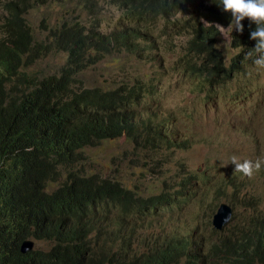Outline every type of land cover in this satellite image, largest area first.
<instances>
[{"label":"trees","instance_id":"obj_1","mask_svg":"<svg viewBox=\"0 0 264 264\" xmlns=\"http://www.w3.org/2000/svg\"><path fill=\"white\" fill-rule=\"evenodd\" d=\"M186 1L0 0V264H264V163L249 178L235 171L234 164L224 162L216 148H209L210 139L207 143L203 136H193L202 145L203 169L174 182L173 185L179 184L174 192H171L172 184L165 183L161 193L146 192L145 196H140L135 192L140 186L138 181L122 187L119 182L99 175L93 176L82 190L70 188L66 180L72 173L70 170L81 162V154L75 152L56 159L54 151L45 145L55 136L44 131V121L77 118V124L61 135L63 148L77 143L82 147L90 134L105 133L108 138H116L123 130L130 131V119L136 117L126 111V105L142 93L153 91L152 84L138 83L130 89L123 85L104 93L82 89V95L93 101L97 110L94 113L78 110L76 102L54 107L60 96L55 84L44 92H36L53 81L68 82L70 71L91 67L113 52L141 53L156 49L152 31L162 24L179 33L178 22L189 13ZM70 2H74L73 9ZM53 5L60 7L57 17L48 14L39 22L44 34L41 42L49 38L53 42L41 50L46 54H65L59 72H65L66 77L52 80L53 77L46 76L38 82L39 86H33L38 83L27 72L31 60L27 55L33 53L28 16ZM206 7L208 10L202 15L209 21L216 19V8L223 11L221 0H213ZM104 23L112 27L106 28ZM242 24L243 33L250 37L256 25L248 18ZM193 32L197 35L188 41V54L199 56L206 51L208 59L202 68H192L191 72L210 75L217 61L209 40L212 33L207 30L200 35L202 29ZM177 39L182 42V38ZM16 70L22 71L20 80L11 82L2 74ZM256 95L259 98L264 92ZM263 109L264 106L257 103L253 119L237 118L229 131L223 128V139L231 138L238 145L245 130ZM249 120L251 123L247 124ZM37 145L47 154L27 150ZM239 146L249 152L240 150L243 154L237 157L249 154L254 157L253 162L264 161L261 151L250 152V147ZM17 149L19 153L12 159ZM210 160H214L217 168L206 167ZM166 164L167 161L162 160L143 162L141 175L144 171L154 175L171 174ZM232 172L242 175L233 174L226 184L218 183ZM172 175L182 176L179 170ZM191 187L213 191L211 212L221 202L229 204L235 215L239 208L250 205L262 208L263 212L248 220L247 216H242L240 224L226 236L223 231L211 229L209 221L205 225L197 222L206 214L201 199L208 194H203L199 201H193L197 215L191 230L205 228L210 240H203L206 233L183 235L176 227L188 222V218L174 217L165 210L174 201V209H182L194 197ZM225 189H230L235 197L222 194ZM237 196L241 197L240 202ZM166 216L175 223L174 229L165 226L169 220ZM149 217L150 223L160 218V230L153 233V237L142 239L137 229L145 225ZM24 240H35V249L23 254L20 244ZM213 242V252L204 256L205 251L199 248L204 244L207 249ZM41 243L46 246L41 247Z\"/></svg>","mask_w":264,"mask_h":264},{"label":"clouds","instance_id":"obj_2","mask_svg":"<svg viewBox=\"0 0 264 264\" xmlns=\"http://www.w3.org/2000/svg\"><path fill=\"white\" fill-rule=\"evenodd\" d=\"M207 1V3H204L201 0L186 1L189 13L184 19L178 22L179 27H181L179 33H174L169 27H164L162 24L156 26L152 31L151 36V39L155 41L156 49L141 53H129L125 51L113 52L91 67L70 71L71 73L67 78L69 79L68 82L60 83L53 81L45 89L36 92H44L49 86L55 84L60 96L57 105L54 107L66 106L76 102L78 110L94 113L97 112L96 107L92 105L93 101H91V99L82 95V89L104 93L107 90L117 89L123 85L126 86V89H130L138 83L153 85V91L142 93L138 99H133L132 102L126 105V111H129L127 109L129 105L140 106L147 112V116L145 118H138L134 114L136 118L130 119V131L127 133L123 130L119 137L108 138L105 133H95L89 135L87 143L82 147H80V143H77L70 145L67 148H63L61 144V135L77 124V118L72 117L71 119H57L51 122H42L46 127L44 131L52 133L55 136L52 141L45 144L49 149L54 151V158L59 159L62 155L75 152L80 153L82 156L81 162L70 170L72 173L67 177L66 183L70 188L77 190L86 188L89 183H91L92 177L95 175L117 181L122 187H124L125 183L118 174L119 172L116 164L117 156L113 155L109 157L111 164L108 169L110 173L105 175L98 171L97 164L92 163L87 155L89 151L98 149L104 144H120V146L124 147L120 160L122 164H125L124 171L129 175L131 180L135 179L137 175L141 176V163L157 160L167 161V164H169V160H173L174 163L180 165L179 171L182 176H194L196 171L190 170L188 160L190 158H196L201 163L202 145L196 141L193 136L201 135L206 142L212 136L224 138V133L222 132L223 128L227 131L230 130V124L239 117L238 109L236 108L245 101H252H250L251 104L249 105L251 110H247L242 116L249 117L250 114H253L257 104L255 103V90L247 92L246 89H238L234 83V79L241 73V71L245 70L243 66H246V68L255 72L258 76L264 74V0H221L223 11L216 8L218 14L216 19L212 21H209L202 15V13L208 10L206 7L207 4H212L213 2V0ZM73 8L74 2H70V9ZM225 12H230L231 14L226 15ZM245 18H248L251 23L256 25L255 30L250 32V37L243 33L244 25L242 24V21ZM104 26L106 28L112 27V25L105 23ZM31 29L32 32L30 33L33 38L31 48L33 53L32 55H27V57H30L31 59L30 64L27 66V72L31 74V79L33 80L34 74L30 72V69L38 61L41 63L43 60L54 56H59L61 58L59 63L48 70L35 71L43 76L39 77L37 75L38 77L34 81L38 83L46 76L53 77L50 78L52 80L60 79L63 76L66 77L65 72H59V67L65 61V54L55 52L46 54L41 50V47L49 46L53 42V39L49 38L47 42H41V40L44 39V34L40 30L37 32L34 29L33 24H31ZM39 29H41V27H39ZM198 29H202V32L199 33L200 35L207 30H210L212 33L209 40L216 52L217 61L214 66L215 69L211 71L212 73L210 75H199L198 73L191 72L192 68H202L208 59V53L206 51L199 56L194 53L188 54L187 52L189 48L188 41L191 40L193 36L197 35L193 31ZM104 30L106 31L108 29ZM177 37L182 38V42L179 45L175 44ZM167 39L169 41L173 40L171 43L173 45L172 52L176 49L179 51L178 59H176L169 68H166L165 65L162 64L164 58L160 54L163 43ZM253 40L256 41V43ZM112 56L132 57L139 62L156 66V70L150 71L149 73L134 72L130 76L121 79H118L117 76H115L111 83H106L105 85H89L86 74ZM241 59L245 61L244 65H241ZM168 72H171L176 76H181L183 80V83L178 81L175 82L173 88L178 89L180 85L183 84L187 89V96L183 98L185 106L180 110L181 114L186 118L184 128L187 133L184 134H179L170 130L171 126L178 121L176 116L171 112L164 113L158 105L154 104L155 100L153 96L157 92L161 79L165 77ZM2 74L7 75L11 79V82H13L14 79H21L22 71L16 70L15 73L2 72ZM202 82H204L205 85H203ZM40 84L41 83H38L33 86H39ZM229 84L231 85L229 92L223 91V89L227 90ZM145 100H148L147 104L143 103ZM149 101H151V103ZM106 107L107 102L105 104V108ZM226 107L227 109L231 107L229 113L223 110ZM216 108L222 110L217 114L215 111ZM262 111H264V109ZM206 119H209L211 122L210 128L204 125ZM137 121H140V123ZM27 150L31 152L40 150L47 154V151L39 145L36 147L29 146ZM18 153L19 149L16 150L11 158L14 159ZM181 154L184 156H180L175 160L176 156ZM262 163H264V161L257 160L253 162L245 159L243 162H240L239 158L236 156L231 158V164L235 165V171L242 172L249 178H251L255 172L260 170ZM208 164H211L213 167L217 166V164L214 163V160H210ZM142 175L151 176L154 174L144 171ZM178 186L179 184H172L171 192H174ZM135 192L140 196H145L146 192L142 188V183H140V186ZM212 192L213 191L211 190L195 189L191 187V193L194 197L189 199L188 203L182 209L175 210L174 201L172 206L167 208L165 212L174 215V217H178L182 210L186 207L188 208L192 206L193 201L197 200L199 196L203 194L209 195L212 194ZM200 199L201 198H199V200ZM221 205H226L230 208L229 204L225 202L219 203L211 212L215 213L211 217V222L209 221V226L214 231H223L224 235L229 236L230 229H226L225 226L236 217L234 212L232 213V210L230 217L220 229H216L212 224L213 217ZM250 206L251 207H249L247 212L243 215L245 217L247 216V220L251 216L263 212L262 208L256 207V205ZM150 219L151 217H149L147 221L149 222ZM137 232H139V228L137 229ZM190 233L195 235L209 232L206 231L205 228H201L198 230H191ZM138 235L140 236L139 233ZM140 238L144 239L146 236H144V238L140 236ZM203 240L209 241L210 237L208 239L204 237ZM24 242L33 243V248L26 253L35 249L37 243L35 240H24L20 244V251ZM199 249L202 252L205 251L204 256H207L213 252L214 242L207 249L204 244H202Z\"/></svg>","mask_w":264,"mask_h":264},{"label":"rangeland","instance_id":"obj_3","mask_svg":"<svg viewBox=\"0 0 264 264\" xmlns=\"http://www.w3.org/2000/svg\"><path fill=\"white\" fill-rule=\"evenodd\" d=\"M110 11H114L113 8L107 7ZM60 12V7L53 5L51 7H42L40 10L33 11L28 18L31 20V24H33L34 29L38 32L39 29V22L43 16H48V14H51L53 18H56L58 13ZM173 40H166L163 43L162 49H161V55L164 58L162 64L165 65L166 68H169L172 63L175 62L176 59L179 57V51L176 49L174 52H172L173 45L171 44ZM175 44L179 45L180 42L178 39L175 40ZM174 44V45H175ZM59 56H54L49 59L43 60L41 63L38 61L31 69L30 72L33 73V80H35L38 76L41 77L39 72L35 71H42V70H48L49 68H52L54 65L58 64L60 61ZM241 65L245 64V61L242 59L240 60ZM39 64V65H38ZM38 65V66H37ZM245 70L241 71L239 75H237L234 79V83L238 89H246L247 92L255 90V102L260 103L264 106V95L257 98L258 93L264 92V74L262 76H258L255 72L251 71L250 69L246 68V66H243ZM156 70V66L142 63L137 61L136 59L132 57H126V56H112L104 60L100 65L95 67L94 69L90 70L86 74L87 81L89 85H105L106 83H111L113 77L117 76L118 79L125 78L126 76H130L134 72H142V73H149L150 71ZM38 75V76H37ZM181 82L183 83V80L181 76L179 75H173L171 72H168V74L163 77L158 85V89L156 94L153 96L154 98V104L158 105L164 113H172L176 116L177 122L173 124L170 128V130L177 132L179 134L187 133L184 128V124L186 122V118L181 114L180 110L183 106H185L184 97L187 96V89L186 86L183 84L180 85V87L173 88L175 82ZM227 90L223 89V91H228L231 85L229 84L227 86ZM162 96V97H159ZM250 98V95H249ZM249 102L245 101L242 104H240L236 109H238L239 117H246L242 116V114L246 113L247 110H251V107L249 108V105L251 104ZM148 100H145L143 103L147 104ZM151 103V101H149ZM163 106V107H162ZM130 112L135 114L138 118H145L147 116V112L137 105H129L127 108ZM231 107L227 109L224 108L227 113H229ZM235 109V110H236ZM222 110V109H221ZM221 110L215 109L216 113L218 114ZM250 119L252 118V114L249 115ZM251 120L247 121V124H250ZM204 125L208 128L211 127V122L209 119H206L204 121ZM231 126V124H230ZM197 137V136H196ZM195 139V138H194ZM239 145H246L250 147L251 151H261L262 154H264V111L256 117L255 120L252 121V123L249 125V128L245 130L244 135L241 139V141L237 144H234V140L229 139H223L218 137H210V147H214L218 150V153L220 154L221 158L226 163H231V158L236 155H242L240 150H245L249 152V150L244 146ZM232 146V147H231ZM231 148V152L230 151ZM124 151V147L120 146V144H104L98 149L91 150L87 153L90 161L92 163L97 164L98 171L102 174H109L110 171L108 169L110 163V156H117L116 164L118 169V174L122 181L125 183V185L130 186L133 182L138 181L139 183H142V188L145 190V192H149L150 194H159L162 191H164V184L170 183L173 184L174 182L184 178V176H173L172 174L175 173L177 170H180V165L177 163H174L173 160H169V164H166L165 167L169 168L171 170L170 173L163 172L161 174L156 175H137L135 179H130L129 175L125 173V164L121 163V154ZM235 154V155H234ZM180 156L184 155H177L175 160H177ZM240 162H243L245 159L253 160L254 157L247 154L246 156H239L238 157ZM188 164L191 171H199L203 169V165L196 159V158H190L188 160ZM211 164H207L206 167H211ZM217 168V166H215ZM233 174L242 175L240 173L232 172L228 174L224 179L219 180V184H222V181L226 184L227 179L230 178ZM222 194H225L229 197L234 198L235 195L230 189H225ZM215 195L209 194L205 196L203 199H201V202L206 210L205 217H199L197 219V222L205 225L207 224V221L211 222V217L215 213H211V206L214 202ZM196 201H199V197ZM241 201V197L237 196V202ZM251 207L248 206L247 208H239L236 213V217L232 219L231 222H228L225 226L226 229H232L233 227L240 224V218L247 212V209ZM192 214V215H191ZM197 211L194 207V204L190 207H186L182 210L180 216L182 218H188V222L181 223L179 226L176 227L177 230L180 231L183 235H187L191 231V224L193 222V219L196 217ZM158 220L150 223L146 222L145 225L141 226L139 228V234L141 237H153V233H157L160 228L158 221L160 218H157ZM166 219H169L167 224L165 225L168 229H174L175 223L170 220L168 216H166ZM211 224V223H210ZM210 237V233L205 234V238L208 239ZM45 243H41V247H45Z\"/></svg>","mask_w":264,"mask_h":264},{"label":"water","instance_id":"obj_4","mask_svg":"<svg viewBox=\"0 0 264 264\" xmlns=\"http://www.w3.org/2000/svg\"><path fill=\"white\" fill-rule=\"evenodd\" d=\"M231 209L226 205H221L217 210V213L214 215L212 224L216 229H220L222 225L226 222V220L230 217ZM33 248L32 242H24L21 246L22 253H26L27 251Z\"/></svg>","mask_w":264,"mask_h":264},{"label":"bare ground","instance_id":"obj_5","mask_svg":"<svg viewBox=\"0 0 264 264\" xmlns=\"http://www.w3.org/2000/svg\"><path fill=\"white\" fill-rule=\"evenodd\" d=\"M159 97H162V96H159ZM163 107V106H162ZM209 190V189H208Z\"/></svg>","mask_w":264,"mask_h":264}]
</instances>
